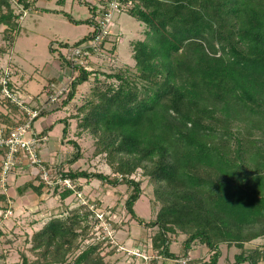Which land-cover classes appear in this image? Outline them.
Segmentation results:
<instances>
[{"label": "trees", "instance_id": "obj_1", "mask_svg": "<svg viewBox=\"0 0 264 264\" xmlns=\"http://www.w3.org/2000/svg\"><path fill=\"white\" fill-rule=\"evenodd\" d=\"M120 2L145 29L129 44L134 70L103 73L102 86L92 88L76 115L80 132L95 138V155H103L116 176L69 170L62 178L128 185L125 207L141 224L133 209L140 181L131 178L140 170L160 204L155 220L145 224L157 228L150 246L160 257L184 259L198 243L211 253L200 264H217L221 245L240 250L229 264H258L259 249L246 251L245 244L264 237V0ZM63 15L75 25H94ZM21 17L10 0H0V53L12 47ZM77 71L63 106L92 73ZM41 188L32 190L40 195ZM72 193L65 189L60 199ZM92 214L79 206L51 218L30 236L34 259L23 254L21 264H109L99 253L107 237L83 244ZM167 234L185 235L182 256L170 252Z\"/></svg>", "mask_w": 264, "mask_h": 264}, {"label": "rangeland", "instance_id": "obj_2", "mask_svg": "<svg viewBox=\"0 0 264 264\" xmlns=\"http://www.w3.org/2000/svg\"><path fill=\"white\" fill-rule=\"evenodd\" d=\"M35 1L39 8L60 9L64 5L63 11L70 13L75 19L83 20L92 16L87 5L84 4V0H66L65 4H63V0L58 3H56L58 0H33L32 4ZM132 4L134 5L135 2ZM132 4L129 3V6ZM20 24L21 30L15 44L16 51L23 57H27L28 54L35 57L31 64L23 67V71L27 76H32V80L36 82L34 84L41 89L48 74L47 67L54 68L53 56L48 50L49 41L57 39L63 44L71 45L83 37L88 26L85 25L86 23L83 25L69 23L63 13L52 14L33 9L22 12ZM1 28L0 25V30ZM144 30L143 26L128 14L116 15L110 30L111 37L106 43H103L96 54L87 60V70L92 72L87 81L75 87L74 97L66 106L61 103L55 106L60 107L57 110H60L59 113H56L60 114V117L57 121H53L54 126L49 133V141H54L57 144V149L51 150V157L54 158L53 163L45 161L54 185L50 188L43 183L44 195L49 196H43V203L37 204L36 207L24 204V200L21 201V207L16 203L0 202V231L2 232L0 236V264H21L23 254L26 255L29 262L32 261L34 255L29 251L31 234L38 231L51 218H64L71 210L79 208V206L86 207L93 212L86 221L89 232L83 244L97 243L105 237L108 238L107 241H103L99 252L105 262L109 264H164L163 257H160L157 251L150 246V239L156 234L157 228L151 224L145 225L155 220L160 204L154 202L153 185L147 178L142 177L140 170L131 178L140 181L141 195L133 209L136 216L143 220L144 223L141 224L131 217L125 207V200L132 193L131 187L126 184L113 185L95 179L71 180L65 178L71 182L73 193L64 200L60 199V195L68 187L62 182L56 184V181L62 178L61 174L67 173L69 170L102 173L109 179L116 176L107 166L104 156L95 155V138L86 131L80 132L81 128L77 127L76 115L79 106L88 97L92 88L102 86L103 73L107 74L118 68L133 69L134 61L131 58L129 44L134 40L141 39ZM61 53L59 52V54ZM45 55L48 56V60L45 59ZM14 56L16 57V54ZM62 61L64 76L61 81L51 83L56 87L67 81L68 78L73 79L78 75L77 69H73L72 72L64 57H62ZM7 68H0V71ZM29 93L35 95L33 92ZM51 117L53 118V116ZM51 117L46 116L36 120L32 124L31 131L37 133L42 122L44 126L51 121ZM55 117L58 118L57 115H54ZM65 126L67 127L66 134L63 135L62 128ZM79 133L81 134L79 135ZM76 156H78L77 160L73 161ZM39 183L41 182L39 181ZM32 203L36 205V202ZM180 235L167 234L171 240L169 250L173 254L180 255L182 253L181 243L185 235ZM192 246V250L187 252L186 258L174 259L175 263L165 261V264H200L201 261L209 260L211 253L206 247L198 243ZM256 248L259 249L262 256L258 264H264V237L245 244L246 251H254ZM220 250H222V256H220L222 258L218 261L219 264L232 263L234 255L240 252L236 247L226 245H221ZM193 258L198 259L193 260ZM184 260H190V263L188 261L184 263Z\"/></svg>", "mask_w": 264, "mask_h": 264}, {"label": "built area", "instance_id": "obj_3", "mask_svg": "<svg viewBox=\"0 0 264 264\" xmlns=\"http://www.w3.org/2000/svg\"><path fill=\"white\" fill-rule=\"evenodd\" d=\"M88 3L92 11L90 19L94 23L93 27L91 26L90 36L78 44H68L66 47L62 44L58 47L72 72L78 67L87 70V60L96 54L103 43H106L111 37L113 18L123 13L120 0H94L93 2L88 1ZM10 76L11 71L8 68L0 71V95L2 99L16 105L24 114V118L14 126H0V149L4 151L1 157L0 181L5 185L16 167L25 162L35 169L34 174L39 178V181L51 188L54 183L50 170L47 169L45 161L38 151L43 137L31 134V126L43 111L66 99L75 78H68L57 87L51 84L46 91V99L43 101L38 98V105L33 109L23 97L19 87L12 84ZM57 182H62L67 185L68 189H72L71 182L65 178H59L56 184H58ZM187 261L183 262L187 263Z\"/></svg>", "mask_w": 264, "mask_h": 264}, {"label": "crops", "instance_id": "obj_4", "mask_svg": "<svg viewBox=\"0 0 264 264\" xmlns=\"http://www.w3.org/2000/svg\"><path fill=\"white\" fill-rule=\"evenodd\" d=\"M22 1H25L26 3H28V8L26 10H30V9H33L34 11L49 10V12L47 11L45 13H52V14L67 13L71 16L70 13L63 11L62 8L64 7V5H62V7L60 9L39 8L36 5V1L32 4L33 0H16V1L10 0L11 8H12L14 13L17 14V13H22L23 11H25L23 8ZM88 1H90V0H84V4L87 5L88 11H89ZM58 2H61V0H58L56 3H58ZM16 3H17V7L19 9L17 7L15 8ZM65 3H66V0H63V4H65ZM20 5H22V6H20ZM42 12H44V11H42ZM72 18L76 21H85V20L89 19V17L85 18L83 20L82 19H75L74 17H72ZM21 19H22V17H21ZM69 23H71V22H69ZM79 25H83V24H79ZM85 25H87V24H85ZM19 26H20L19 32L14 39V43H13L12 47L9 50H7V51L5 50V52L0 53V68H3V67L9 68V70L11 71L10 77H11L12 84L19 87L20 92L22 93L23 97L27 100L30 107L34 109L38 105L37 104L39 101L38 98H40V100H43V101L46 99L45 98L47 95L46 91L48 89L49 84H51L52 82L57 83V82H59V80L61 81V79L64 76V71L62 70L63 61H62L60 54H59V52H61V51L58 49V47L61 46L63 43L61 41H58L57 39L56 40L51 39L49 41L48 50L51 52V54L53 56L52 58H53L54 68L47 67L48 74L46 75V78L44 81L45 83H44L43 87L40 89V87H38L34 84L36 82L32 80V76H27L26 73L23 71V67L27 64H31V62L34 61L35 57H33L32 55H29V54L27 55V57H23L21 54H19L16 51V45L15 44H16L17 38L20 34V30H21L20 19H19ZM87 26H88V28L86 30V33L83 35V37H85L91 31V27L89 25H87ZM1 27L2 28L0 30V47L4 48V44H3L4 39H3V34H2V32L4 30V26L1 25ZM81 39H78L77 41H79ZM77 41H74V42H77ZM14 54H16V57L14 56ZM58 54H59V56H58ZM55 56H56V58H55ZM44 57L46 60H48V56L45 55ZM29 92H33L35 95H32ZM55 106H57V105L54 104L48 110H46L45 111V112H47L46 115L39 117V118H43L46 116H50V117L53 116V118L51 117V121L44 124V126H43V122H42L41 128L37 133H34L31 131V134L43 137V140L41 141V145L38 148L39 155L44 159V161L48 160L49 162H51L50 164L53 163V159H54L51 157V150H53L54 148L57 149V147H56L57 144H55L54 141H49V133L53 129V126H54L53 121H57V119H59V117H60L59 116L60 114L59 115L56 114V113H59L60 110L59 111H57V110L60 107L57 108ZM54 115H57L58 118H56V117L54 118ZM23 118H24V114L18 109V107L16 105L11 104L8 101L2 99V97L0 95V126H14L15 124L20 123ZM39 118H36L33 121V123L36 120H38ZM31 129H32V126H31ZM44 130H46L45 136L41 135V134H43ZM62 134H63V130H62ZM3 152L4 151L0 149V174H1V157L3 155ZM34 172H35V169H33L32 167L27 165L25 162H22L21 164H19L16 167V169L10 174L8 181L5 185L2 184L0 181V195L4 196L5 200L8 203H10V204L16 203L20 207L22 206L21 205L22 200L25 201L24 204L33 205L35 207L37 206V204H42L43 203V196H49V195H46V194L44 195L42 183H41L42 188H41V194L40 195L36 194L32 190V187H37L38 185H40L39 178L37 176H35ZM46 192H47V190H46ZM0 202H1V200H0ZM32 202H36V205H34ZM179 236H181V235H179ZM184 239H185V237H184ZM181 246H182V243H181ZM191 250H192V248H191ZM175 255L182 256V253L180 255H178V254H175ZM220 258H222V257H220ZM220 258H219V260H220ZM163 259H164V264H165V261L174 262V259H167V258H163ZM197 259L198 258H193V260H197ZM217 264H219V263H217ZM243 264H248V263H243Z\"/></svg>", "mask_w": 264, "mask_h": 264}]
</instances>
